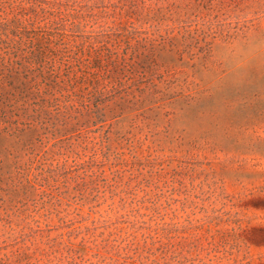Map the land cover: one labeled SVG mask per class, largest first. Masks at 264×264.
<instances>
[{"label":"rangeland","instance_id":"obj_1","mask_svg":"<svg viewBox=\"0 0 264 264\" xmlns=\"http://www.w3.org/2000/svg\"><path fill=\"white\" fill-rule=\"evenodd\" d=\"M0 264H264V0H0Z\"/></svg>","mask_w":264,"mask_h":264}]
</instances>
